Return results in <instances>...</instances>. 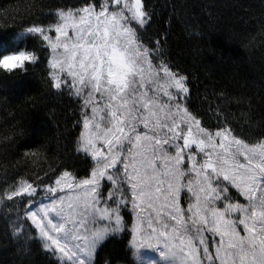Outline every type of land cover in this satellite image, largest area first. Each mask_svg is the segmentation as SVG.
Listing matches in <instances>:
<instances>
[{
    "label": "snow or ice",
    "instance_id": "snow-or-ice-1",
    "mask_svg": "<svg viewBox=\"0 0 264 264\" xmlns=\"http://www.w3.org/2000/svg\"><path fill=\"white\" fill-rule=\"evenodd\" d=\"M153 15L147 0H40L13 27L0 24L34 48L2 55L0 69L46 61L43 83L79 109L78 135L43 176L0 184V219L22 264L33 244L48 264H101L113 242L124 245L123 264L143 248L158 252L154 264H264V98L259 113L246 94L225 91L194 107L166 35H148ZM233 105L247 109L243 122Z\"/></svg>",
    "mask_w": 264,
    "mask_h": 264
},
{
    "label": "trees",
    "instance_id": "trees-1",
    "mask_svg": "<svg viewBox=\"0 0 264 264\" xmlns=\"http://www.w3.org/2000/svg\"><path fill=\"white\" fill-rule=\"evenodd\" d=\"M39 2L0 0V24L7 21L9 28L13 27L18 12L23 15L28 6ZM53 2L71 5L78 0ZM147 4L154 13L148 35L153 41L166 35V54L174 69L188 75L194 107L206 109L203 97L214 102L213 93L225 91L233 97L246 94L259 113L264 98V35L260 33L264 0H147ZM0 38L8 41L0 58L34 51L31 42H19L11 32H0ZM26 65L28 73L0 69V184L36 173L43 176L41 169H47L79 133L74 127L79 118L77 104L66 94L49 91L43 83L46 61L35 67L29 62ZM227 110L234 122H243L241 112L247 109L233 105ZM215 123L212 119L207 126ZM14 132L22 135L14 136ZM25 151H39L40 155L25 157ZM7 211L0 206V216ZM30 251L27 264H48L37 245ZM105 257L121 264L128 259L119 242L110 243L101 252V264ZM24 260L19 244L9 238L0 219V264H22Z\"/></svg>",
    "mask_w": 264,
    "mask_h": 264
},
{
    "label": "rangeland",
    "instance_id": "rangeland-1",
    "mask_svg": "<svg viewBox=\"0 0 264 264\" xmlns=\"http://www.w3.org/2000/svg\"><path fill=\"white\" fill-rule=\"evenodd\" d=\"M137 264H154V262L160 261V256L156 250L143 248L138 252Z\"/></svg>",
    "mask_w": 264,
    "mask_h": 264
}]
</instances>
